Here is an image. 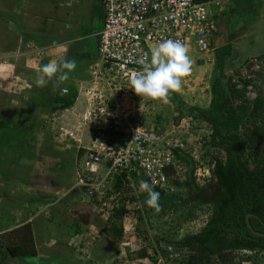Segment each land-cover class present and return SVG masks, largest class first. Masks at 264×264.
Wrapping results in <instances>:
<instances>
[{
  "label": "trees",
  "instance_id": "trees-1",
  "mask_svg": "<svg viewBox=\"0 0 264 264\" xmlns=\"http://www.w3.org/2000/svg\"><path fill=\"white\" fill-rule=\"evenodd\" d=\"M7 10L0 16L4 15L3 17H7V20L12 19L15 28H18V31L21 30L20 35L17 30L12 32L13 36L9 42L11 49L8 51H15L17 42H20V46L17 48H24L25 50V45L28 42L34 43L36 41L32 39V36L24 35L21 24H15V22L19 23L18 13H13L16 11L11 9ZM39 45L45 46L47 44ZM230 51L231 47L227 45L216 49L214 52L216 56L215 67L218 74L210 82L211 101L206 109L182 104L181 98L176 92H171L168 97V100L175 104V108L180 114L197 117L196 119L207 123L211 131L209 140L204 144L208 148L205 155H210L208 164L212 165L209 178V181L212 182L210 197L205 195L206 186L200 187L195 183L193 171L196 163L189 154H180V158L186 164L187 171L185 180L178 182L182 184L177 185L191 189L192 194L195 192V197L190 198V200L188 197L177 199V193L170 194L165 189L153 187V190L160 193L161 212L171 209V207L175 210L178 205L179 207L189 206L188 203H191L186 215L179 217L178 220L192 219L194 217L193 210L201 205L209 207V215L202 228L197 233L184 236L179 242L181 247L192 252H198L202 257L191 256L188 261H184V264H211L209 260L213 257L222 259L227 253L236 252H250L253 256L240 258L237 261L231 259L228 264H242L244 261L257 264L254 258L258 255L264 257V237L254 235L246 225V216L250 214L252 216L249 217L248 221L252 229L264 234V94L262 93L263 88H261L262 90L259 89L260 91L254 99H249L248 93L251 92L252 87L255 88L257 85L254 79L240 78L233 82V77H228L224 81L223 61L230 54ZM259 84L263 87L264 80ZM33 87L35 88L27 92L26 99L23 100L19 96L20 101L24 103V109L15 110L11 112L12 114L10 111L4 112L6 113L4 116L0 113V213H4L10 218L12 216L11 211L19 210L23 212V220H26L24 203L32 202V200L29 197L25 201L26 197L20 195V190L17 187L22 183L25 184L28 180L24 177V166L28 167L30 172L31 166L28 161L35 157V153L28 148L34 140L33 133L39 125L33 120L34 109L41 107L50 113L61 111L72 107L76 99V92L73 89L67 90L65 95H59L62 85L55 78L49 80L44 87H37L35 84ZM11 98L14 97L0 92V99H2L1 102L5 108L8 107ZM174 122L177 123L178 119ZM4 125L5 127H2ZM39 127L44 134L41 152L47 156H52L54 152L57 154L52 149L53 142L49 127L44 124L39 125ZM110 134L112 138L122 135L113 132V129L110 130ZM212 149L215 154H209ZM82 154L83 150H79V157ZM169 173L168 170L167 174ZM62 175L59 176L58 180L64 183L63 178L65 179L66 176L65 174ZM132 177L134 180H138V176L133 175ZM127 182L125 174L113 176L105 184L102 193L106 201L115 198V203H117L116 198H119L118 206H114L109 211L110 214L100 230L116 243L122 239L123 218L129 213L124 202V199L127 198H124L123 195L125 193L123 192L124 185ZM1 186L5 190L1 191ZM82 191L84 189L81 188L75 193H78L80 197ZM96 197L97 194L89 202L100 204L101 202H98ZM82 198L81 196L80 199ZM61 203L65 202L62 201ZM43 204L46 205V201ZM53 213L51 211L48 213L49 216H46L44 210H39L36 217L45 224L52 220ZM138 218L141 219V216L139 215ZM76 222L73 221L70 227L66 226L67 230L64 234L68 238L78 236L83 231L84 224ZM8 228L10 229L4 232V229ZM37 228V226H32V223H24V221L21 225L13 222L5 228L4 226L0 228V264H8L10 260L14 261V264H49L50 261H47V257L46 259L38 258L41 251H39L36 241L40 239L43 229L38 232ZM56 242L57 244L63 243L58 239ZM161 253L163 256L167 254L165 250H161ZM107 256L112 257V255ZM138 256L140 259L149 260L150 258L153 263L156 262V259L148 256L146 252L140 253ZM101 259L95 256L91 261L94 263L98 260L101 261ZM87 264H91V262L89 261Z\"/></svg>",
  "mask_w": 264,
  "mask_h": 264
},
{
  "label": "rangeland",
  "instance_id": "rangeland-1",
  "mask_svg": "<svg viewBox=\"0 0 264 264\" xmlns=\"http://www.w3.org/2000/svg\"><path fill=\"white\" fill-rule=\"evenodd\" d=\"M37 1L38 0H36V2ZM40 1H42L40 4L42 6V9L39 11V13L41 12L42 14L43 10L46 9L47 6H51L52 8L50 9V7H48L45 10L44 14L46 13V17L48 19H50L52 16L55 17L51 18V23H41L40 29L48 27L53 30V34L55 35L56 33L61 34L60 31L63 29V27L61 26L65 25L66 23L68 25V23L76 20L78 23L77 27H79L77 29L83 28L82 24H86L87 22L90 23L92 9L90 6V0H80V2L76 5H73V3L69 2L70 5H67L65 8L61 7L62 9L56 7L57 4H52L51 2L53 0ZM243 1L244 2H241L242 5L239 7V9L237 8L235 10V16L248 9L246 0ZM6 2L8 4L6 8H3V6L0 5V15L4 14V11H8L7 9H11L12 11L14 10L16 12L13 13H17V10L14 9V7H20L22 9L24 6L23 3L19 2L10 3V0H7ZM242 6L243 11L241 10ZM249 15L250 14L248 13L247 16ZM3 16H0V51L2 53L5 50L11 49L9 42L13 36L12 32H15V30L18 29L15 28L12 19L7 20V17ZM22 16L23 19H19V23L15 22V24H21L24 30V15ZM56 17L58 21L56 20ZM5 18L6 21H4ZM54 19L55 21H53ZM95 23L96 22H93V24ZM18 30L17 32L20 35L21 30ZM33 32L34 33L26 34L28 36H32V39L36 41L34 43L28 42L29 44L25 45V53L28 55H24V48L16 50L17 46H20V42H17L15 45L16 52L13 53H16V56L18 55V57H12L11 59H9L13 61L14 64V75L19 77L20 79H24L25 66L32 63L36 66V64L40 62V59L46 54L48 49L45 46L48 47V45L41 46L39 44L52 42V38L50 37L49 32H45L46 34L42 33V30L41 32L37 30ZM253 36V43H245V45L240 46V41L234 47L235 53H233V56L236 57L235 59H237V61L233 62L235 63V65L239 66L248 57L250 59V57H253L255 55H264V24L260 25L259 31ZM39 39L44 41L41 43ZM92 47L93 46H91L90 49H92ZM156 47L157 46H152V49L154 50ZM76 48V45L72 46V49L77 50ZM39 49H41L42 53H40ZM188 50V55H192V52H196L194 48H189ZM36 53L39 54L35 55ZM105 71L103 72L105 77L104 80L101 78V76H97L98 78H95V82H99V84L97 83V92H100L101 96L97 93L98 96H94L93 101L101 104V106L104 107V109L100 111L102 112V115H104L103 118H100L102 119V124H100V126H98L99 124L95 123L96 121L93 122L91 120L93 126H96L94 130L98 131V129H96L97 127L99 128V131H101V128L104 129L105 127L115 126L114 121L120 122V127L123 129H127V125L125 124V120L123 119V117L125 115L128 116L126 122L132 123L133 119H130L129 116H131V114L134 112L136 114V117L139 118L144 126L155 128L162 134H165L167 136L170 135L169 138H171V140L179 139L185 144V146H188L186 147V151L192 155V158L198 164L196 172H194L195 176L193 175L196 178L195 183H197L200 187L206 186L207 189L205 190V195L210 197V192L212 191V182L209 181L210 175L208 177V174L205 171L207 169V165H209L208 161H210V155H205L208 151V148L206 147L207 145H204L207 140H209L208 135L210 134L207 125L200 119H196L197 117H193L191 115L184 116L183 114H180L176 110L175 104L170 100H167V102L165 103L160 100H152L149 98H142L138 96L131 89V85L127 77H115L114 73L111 72L107 74V71ZM207 73L209 72H206V74ZM261 73L264 75V70L257 69L254 75L258 76ZM206 74H203L202 78L196 75H194L193 77L188 76L183 78L181 90L179 92H176L181 98L182 104L184 103L190 107H199L201 109H206L208 107L209 101L211 99L208 87L211 74ZM188 78H191L193 80L187 81ZM0 79H2V77H0ZM261 88H263L262 93L264 94V86L262 87V85H256L255 92L253 94H250L249 98L251 100L254 99L255 95L258 94L260 90H262ZM2 93L6 94L7 96L9 95L16 98V100L14 98H11V101L8 102L7 108L2 105L3 102H1L2 99H0V113L2 116H4L9 111L11 113L15 110L20 111L24 109V103L19 99L20 96V98H23L24 100V90L23 92L16 94L15 96L13 94L7 93V91L6 93ZM36 109L37 107L34 109L33 114H35ZM106 113H108V115ZM190 117H192V119ZM176 119H178L177 123L174 122ZM2 127H5V125ZM59 140L63 139L61 138ZM211 153L215 154V151L212 149L210 150L209 154ZM221 154L223 155L222 152ZM83 160L84 159L82 156L81 159H78L77 163V167H80V169L78 168V171L81 170V172L83 170L85 171L83 167ZM198 168H200V172L197 171ZM81 172H79L80 175ZM28 174L29 168L24 166V177H27ZM197 179L199 180L197 181ZM21 186L22 185H20V187ZM175 188V193L178 194L177 199H185L186 197H188L190 200V198H193L196 195L195 192L192 194L193 191L191 189H188L187 187L177 185V187L175 186ZM3 190H5V188L1 186V191ZM138 192H140L139 194L143 206V213L131 210L123 218V236L118 243L110 240V237L100 231L105 224L106 216H101L102 209H100L101 207H99L97 204H94L97 206L95 211L94 207L92 206L93 204L85 202L86 198L80 199L79 202L75 200L72 204L74 205V207L66 205L62 207V210L58 206L57 210H59V214H56L59 218H56V221L53 220L56 215L55 214L51 221L46 222V226H48L49 228H45V231H42L43 236H41L40 239L37 240L38 249L39 251H41L40 255H38V258H45V256L49 253L53 254L56 247H59L57 248L58 251H67V253L76 261L75 264H85V262L87 264L89 263V261L91 262V264H184V261H188L191 256L202 257V255L198 252H192L186 248L181 247L179 242L184 238V236L197 233L202 228L206 221V218L209 215V207L207 205H201L200 207H197V209L193 210L194 217L192 219L178 220L179 217L185 216L189 211V206L191 204L190 202L188 203L189 206L183 205V208L179 207V205L177 207L176 205L177 208L175 210L173 207H171V209L169 208L164 212H161V210L159 212H156L154 209L149 208L146 205L145 200L147 199V193L141 191L140 186L138 188ZM168 193L173 194L169 190ZM98 198L100 201L101 198ZM40 208L46 209L47 207L41 206ZM89 208L94 212L90 211ZM68 209L69 211L67 212ZM82 209L85 210L84 217L89 219L90 221L92 220L91 224L90 226L84 225L83 231L78 236L68 238L66 234H64L60 230L61 228H58V226H56L55 222L61 223L62 221H64V226L69 225L72 222V216H75V213H73V211L75 210L76 212ZM87 211L89 212L87 213ZM14 213H16V211H14ZM66 214L68 216H66ZM139 215L141 216V219L138 218ZM47 216H49V214ZM11 217L8 218L4 215V213H0V228H2L3 226L5 228L6 226L11 225V223L13 222L18 223L19 216L12 214ZM9 229L10 228L4 229V232ZM1 233L3 232L1 231ZM57 239L59 241H62L63 243L66 242V239L67 241L69 239L70 240L68 241L67 245H56ZM167 240L169 242H166ZM161 250H165L167 252L166 256H163ZM143 252H146L148 256L155 258L156 262L153 263L150 258L149 260L140 259L138 255ZM107 255H112V257L109 258ZM95 256H98L104 260L101 259V261L98 260L92 263ZM247 256L253 255L250 252L227 253L222 259L213 257L209 260V262L211 264H228V261L231 259L237 261L238 259L245 258ZM48 258L49 256H47V259ZM254 260L257 262V264H264V257H262L261 255L256 256ZM8 262V264L15 263L12 260ZM66 263L71 264L70 261H66ZM242 264H251V261H244Z\"/></svg>",
  "mask_w": 264,
  "mask_h": 264
},
{
  "label": "crops",
  "instance_id": "crops-1",
  "mask_svg": "<svg viewBox=\"0 0 264 264\" xmlns=\"http://www.w3.org/2000/svg\"><path fill=\"white\" fill-rule=\"evenodd\" d=\"M6 1L7 0H5V2L4 0H0V5L3 6V8H6V6H8ZM100 1L101 0H90V6L92 8L90 23L87 22L86 24H82L83 28L77 29L79 27H77L78 23L75 20L68 23V25L66 23L65 25L61 26L63 27V29L60 31L61 34L56 33L54 35L53 30L48 27L40 29L41 23H51V18H55L54 16H52L50 19H48L46 17V13L44 14L45 10L48 7H50V9L52 8L51 6H47L41 14V12L39 13V11L42 9V6L40 5L42 1L40 0H38L37 2L36 0H10V3L19 2L24 4V9L22 8L21 12L19 10L20 13L18 12V9L14 7V9H16L18 12L17 16L20 19H23L22 15H24V34L26 35L29 33H34L33 31L36 30L41 32L42 30V33L49 32L50 37L52 38V42L46 43L48 47H45L48 50L46 54L40 59V62L36 64V66L32 63L24 67V79H20L19 77L14 75L13 61L9 60L12 57H18V55L16 56V53L13 52L7 53L4 51L2 53L0 51V77H2V79H0L1 92L6 93L7 91V93L13 94L15 96L16 94H19L24 90V99H26L27 92L32 88H35L33 87V84H35L37 72L44 64H47L50 61L62 60H75L76 62V68L69 74V79L63 82L58 81V83L62 85L61 89H67L70 91L73 89L76 92L75 103L72 105V107L52 113L41 107H37L35 114H33V120H35L36 123H38L39 125L44 124L49 127L53 142L52 149L56 151L57 154H55L54 152V154L52 156L49 155V157L44 154V152H41V148L43 147L42 144L44 141V134L39 125H37L38 127L33 133L34 140L32 141V144L28 146L30 150H32L34 153H37L35 154L34 158L28 161V164L31 166L29 174L27 175V177H25L28 178V182L26 181L25 184H20L22 185V188L20 187V185H18L17 187V189L20 190V195L26 197L25 201L30 197L32 202L24 203L26 220H23L24 215L22 214V211L13 210L10 212L11 214L19 216V225H21L23 221L24 223L30 222L32 223V226H37L39 228H37L38 232H41L42 229L45 231V228H49L48 226H46V223L44 224L43 221L40 220V218L36 217L39 210H44L45 215H48L47 213L53 211V215H55L56 213L59 214V210H57L58 206L60 207V209H62V207L66 205L74 207V205H72L74 201L76 200L79 202L80 197L83 196V194L81 193L79 197V194L75 193L76 190L81 189L78 186V180L81 176L79 172H81V170L78 171V168L80 169V167H77V163L78 159H81L82 156L79 157L78 151L83 150L84 154L87 150L98 147V143L94 141L96 140V138H98L101 131H99L98 127L96 128L98 129V131L94 130L96 126H93L92 121H96L95 123L99 124L98 126L102 124V119L100 118H103L104 114L100 118H97L95 111L98 110L100 112L102 111V109H104V107L101 106V104L93 101L94 96H98L100 92H97V85L99 84V82H95V78L98 77L93 75L92 66L98 59L97 34L99 33L103 23V11ZM69 2L73 3V5H76L80 2V0H53L51 3L54 5L57 4L56 7L62 9L67 5H70ZM241 2L244 1H213V3L211 4V11L214 15V35L212 38V42L215 51L216 49L225 47L227 45H230L231 47L230 54L226 56L223 61L222 72L224 74V81H226L228 77H233L234 75L242 76L241 74H243L244 76V74L246 73L247 74L244 76V79H247L248 74L250 73L249 79H254L255 83H257V85H260L259 83L263 82L264 80V75L262 73L258 76L254 74L257 69L264 70V55H255L253 57H250V59L248 57L243 63L237 66L235 65V63H233L234 61H237V59H235L236 57L233 56V53H235L234 47L238 44V42L241 41L240 46L245 45V43H253V35L257 34L260 25L264 24V0H246L248 9L243 11L242 6L241 10L243 12L235 16V10L237 8L239 9V7L242 5ZM248 13L250 14L249 16H247ZM57 17L56 20L58 21ZM53 21H55V19ZM93 22L96 23L93 24ZM65 38H67V40H64ZM39 40L41 43L44 41L41 39ZM54 41L58 45H63V47H52ZM73 45L77 46V50L72 49ZM91 46H93L92 49H90ZM196 53L197 52H192V55H189L192 62V71L188 76L193 77L194 75H196L202 78L203 74L209 72L207 74H211L208 86L210 89V82L218 74V70L215 67V53V57L213 56V59L209 57H206L205 59V56ZM25 54L26 53H24V55ZM38 54L39 53H36L35 55ZM104 71L105 68L102 67L101 73L103 74ZM101 78L104 80L105 77L103 76ZM188 80L191 81L193 79L188 78L187 81ZM233 81H237V78H234ZM59 95H62L61 90L59 91ZM14 99L16 100L15 97ZM106 114L108 115V113ZM61 130L66 131L72 136H64ZM61 138L63 140H59ZM60 173H62L63 175L65 174L66 176L65 179L63 178V180L65 181L64 183H61L58 180L59 176L61 177L62 175ZM49 177H51L52 179H45ZM68 196H70L69 199ZM97 200H99V198H97ZM45 201L46 205L43 204ZM62 201L66 204L61 203ZM41 206H49L50 209H48V207V210H45V208H40ZM14 211H16V213H14ZM68 211L69 209L67 210V212ZM90 211L92 210L90 209ZM88 212L89 211H87V213ZM73 213H75V216H72V222L77 221L76 223L78 224L83 223L86 226H90L92 220L90 221L89 219L84 217L85 210L82 209L76 212L74 210ZM66 216L68 215L66 214ZM54 218L56 219L59 217H57L56 214ZM72 222L66 226L70 227L72 225ZM55 223L56 226H58V228H61L60 230L65 233L67 227H64V221H62L61 223ZM41 236L43 235L41 234ZM68 241L66 239V242L61 245H67ZM56 245L58 244L56 243ZM57 248L59 247L55 248L53 254L49 253L45 256V259L47 256H49V260H47L50 261L49 264H67L66 261H70L71 264H73V262L75 261L74 258H72L67 253V251H58Z\"/></svg>",
  "mask_w": 264,
  "mask_h": 264
},
{
  "label": "built area",
  "instance_id": "built-area-1",
  "mask_svg": "<svg viewBox=\"0 0 264 264\" xmlns=\"http://www.w3.org/2000/svg\"><path fill=\"white\" fill-rule=\"evenodd\" d=\"M212 3L210 0H101L103 23L97 34L98 59L92 66L93 75L103 77L101 68L104 67L107 74L112 72L115 77H127L130 81L142 70L137 61L144 58L150 62L152 46L167 39L178 40L188 49L194 48L210 58L214 34ZM127 117H123L127 129L121 128L120 122L113 126L115 133L122 134L120 137L112 141L108 135L100 134L94 141L98 147L89 149L85 155L86 171L93 174L102 168L104 173L102 179L89 178L83 195L91 199L102 181L125 174L128 181L123 189L125 197L121 194L127 198L125 206L143 213L138 192L141 182L175 193V186L182 184L178 182L186 177L187 167L180 158L186 146L179 139L171 140L156 129L144 126L134 112L129 116L132 123L126 122ZM61 132L72 136L64 130Z\"/></svg>",
  "mask_w": 264,
  "mask_h": 264
},
{
  "label": "clouds",
  "instance_id": "clouds-1",
  "mask_svg": "<svg viewBox=\"0 0 264 264\" xmlns=\"http://www.w3.org/2000/svg\"><path fill=\"white\" fill-rule=\"evenodd\" d=\"M210 1L213 2L214 0H210ZM17 9H18V11L20 10V12L22 10L21 8L20 9L17 8ZM211 45L213 47V55L210 56V58L213 59V56H214L213 42ZM52 47H63V45H58L54 41L52 44ZM18 49L19 48H17L16 50H18ZM16 50L15 51L5 50V52H16ZM188 51H189L188 48L178 40H172V39L163 40L153 50V52L151 54L150 62L146 61L144 58H141L140 60L137 61V63H139L142 66V70L130 79L129 83L131 85V89L138 96H140L142 98H149L152 100H160V101H163L166 103L171 92H179L181 90L183 78L188 76L192 71V62H191V59L188 55ZM40 52H42L41 49H40ZM200 55H202V54H200ZM2 61H5V60H2ZM75 68H76L75 60L50 61L49 63L44 64L39 69V71L37 72L35 84L37 87H44L47 85L48 81L52 80L53 78H55L61 82L66 81L69 79V74L72 71H74ZM246 74H244V76ZM241 75L242 76H235L234 75L233 80H234V78L235 79L237 78V80L240 78L244 79L245 77L243 76V74H241ZM248 78H249V75H248ZM62 90H67V89H61L62 95L67 93V92L62 93ZM254 92H255V88L252 87V90L250 93H254ZM250 93H248V97H249ZM210 95H211V93H210ZM256 95H255V97H256ZM210 101H211V99H210ZM210 101H209V103H210ZM101 116H102V112H100V116H97V117L100 118ZM190 118L192 119V117H190ZM203 123H205V122H203ZM205 124L207 125V123H205ZM207 127L209 129L208 125H207ZM111 129H113V126L105 127L104 130L101 129L100 134L108 135L111 138V140H113L115 138L111 137V134H110ZM138 131H139V129L137 130V133H138ZM209 131H210V129H209ZM113 132H114V129H113ZM159 133L162 136L164 135L161 132H159ZM210 134H211V131H210ZM168 138H169V136H168ZM186 147H188V146H186ZM87 153H88V150L82 155L83 159ZM182 153L183 154H189V152L186 151V148H185V151ZM189 155L192 157L191 154H189ZM195 163H196V166L194 168L193 175H194V172H196V168L198 166L196 161H195ZM83 167H84V160H83ZM211 167H212V165H207V169L205 170L206 173L208 174V177H209V175L211 176V174H210V168ZM84 169H85V167H84ZM82 170H83V168H82ZM103 173H104V171L102 168H100L96 173H93V174L86 171V170L85 171L83 170L81 172V176L79 177V180H78V184H79L78 186L80 188H82V190L84 189V191H85V185L84 184L86 182H88L89 178L97 177V180L102 179ZM111 178L106 179V181H102V183H100L101 185L98 189V192L96 193L97 194L96 199L98 197L101 198L100 201L98 200V202H101V203L97 204L99 207H101L100 209H102L101 210V213H102L101 216H106V218L110 214L109 211L114 206H118V204H119V200H117V203H115L116 200L111 199V200H109V203H108V201H106L103 198L102 193L104 191L105 184L108 183V181ZM198 180L199 179H197V181ZM195 181H196V178H195ZM140 190L147 193V199L145 200L146 205L149 208L154 209L156 212H159L161 210V205L159 203L160 193L158 191L153 190V184H150L149 182H141ZM84 191H82L83 194H84ZM82 197L85 198L84 195ZM112 200H114V201H112ZM89 201H91V199H87V198L85 199V202L90 203ZM124 202H126V199H124ZM92 206L94 207V211H95L97 206H95L94 204ZM125 208H126V206H125ZM127 210H128V212L131 211L129 209H127ZM99 215H100V213H99Z\"/></svg>",
  "mask_w": 264,
  "mask_h": 264
},
{
  "label": "water",
  "instance_id": "water-1",
  "mask_svg": "<svg viewBox=\"0 0 264 264\" xmlns=\"http://www.w3.org/2000/svg\"><path fill=\"white\" fill-rule=\"evenodd\" d=\"M95 113H96V116H100V112H99L98 110H96ZM251 216H252V215H250V214H248V215L246 216V225H247V227L249 228V230H250L254 235L264 237V234H263V233H259V232L254 231V230L252 229V227L250 226L248 219H249V217H251Z\"/></svg>",
  "mask_w": 264,
  "mask_h": 264
},
{
  "label": "flooded vegetation",
  "instance_id": "flooded-vegetation-1",
  "mask_svg": "<svg viewBox=\"0 0 264 264\" xmlns=\"http://www.w3.org/2000/svg\"><path fill=\"white\" fill-rule=\"evenodd\" d=\"M100 3H101V1H100Z\"/></svg>",
  "mask_w": 264,
  "mask_h": 264
}]
</instances>
